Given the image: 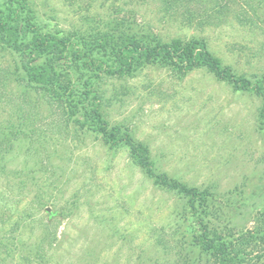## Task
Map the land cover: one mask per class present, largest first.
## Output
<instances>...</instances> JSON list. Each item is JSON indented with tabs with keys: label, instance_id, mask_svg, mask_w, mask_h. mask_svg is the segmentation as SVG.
Here are the masks:
<instances>
[{
	"label": "rangeland",
	"instance_id": "374dc122",
	"mask_svg": "<svg viewBox=\"0 0 264 264\" xmlns=\"http://www.w3.org/2000/svg\"><path fill=\"white\" fill-rule=\"evenodd\" d=\"M30 1L55 30L116 13L165 42H204L237 74L264 75V0H219V16L212 0ZM203 14L221 23H198ZM15 62L0 51V264H211L197 239L205 231L229 244L247 234L243 258L264 264L260 96L205 69L150 64L106 76L100 104L69 109L21 83ZM94 106L148 148L155 174L198 192L195 208L146 177L127 147L103 141L87 116Z\"/></svg>",
	"mask_w": 264,
	"mask_h": 264
},
{
	"label": "trees",
	"instance_id": "16d2710c",
	"mask_svg": "<svg viewBox=\"0 0 264 264\" xmlns=\"http://www.w3.org/2000/svg\"><path fill=\"white\" fill-rule=\"evenodd\" d=\"M212 1L211 10L217 16L223 14L220 1ZM182 2L162 0L164 9L177 7ZM209 15L204 17L203 14L197 22L208 26L216 21L221 23L214 14ZM236 15L240 17V14ZM88 20H85L86 27L82 29L55 30L40 20L30 0H5L0 5V51L16 57L14 66L21 83L66 104L69 109L76 107L71 104H83V101L100 104L96 94L100 92L99 83L106 76L132 74L150 64L176 66L186 72L205 69L218 80L232 85L236 91L254 92L264 104V75L248 78L237 74L214 57L202 41L173 38L165 42L149 27L116 13L100 16L97 20L92 18L91 22ZM187 21L191 22L190 17ZM87 116L104 142L127 147L132 163L146 177L154 178L156 184L169 192L189 197L191 207L195 208L196 201H200L198 192L166 174H155L146 146L133 141L127 131L110 126L101 118L96 106ZM261 232L264 238V230ZM210 235L205 231L197 239L202 243V249L209 252L211 264H250L243 256L252 237L242 234L229 244L223 241V237L216 238L214 232Z\"/></svg>",
	"mask_w": 264,
	"mask_h": 264
}]
</instances>
